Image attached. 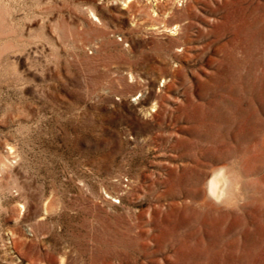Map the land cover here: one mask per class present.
<instances>
[{
	"label": "rangeland",
	"instance_id": "374dc122",
	"mask_svg": "<svg viewBox=\"0 0 264 264\" xmlns=\"http://www.w3.org/2000/svg\"><path fill=\"white\" fill-rule=\"evenodd\" d=\"M255 19L264 0H0V264H191L221 167L256 240Z\"/></svg>",
	"mask_w": 264,
	"mask_h": 264
},
{
	"label": "bare ground",
	"instance_id": "6f19581e",
	"mask_svg": "<svg viewBox=\"0 0 264 264\" xmlns=\"http://www.w3.org/2000/svg\"><path fill=\"white\" fill-rule=\"evenodd\" d=\"M236 4L233 6L235 7ZM237 7V6H236ZM235 7V8H236ZM245 6L243 7V9ZM247 9V8H246ZM259 9V8H258ZM232 10V9H231ZM235 10V9H234ZM233 10V11H234ZM236 11V10H235ZM256 11V10H255ZM239 12V11H238ZM240 13V12H239ZM256 14V13H255ZM240 16V15H239ZM246 17V16H245ZM230 18V17H229ZM231 20V19H230ZM242 21V20H241ZM245 21V20H244ZM264 21V20H263ZM249 23L246 26L248 32L247 39L250 41L249 45L245 38L237 40L235 47H242L245 57H253L255 52L264 51V24L260 20L245 21ZM236 23V22H235ZM228 24V23H227ZM234 24V23H233ZM245 24V23H244ZM230 25V24H228ZM247 25V24H246ZM242 26V25H241ZM236 29V28H235ZM240 30V29H239ZM235 31V30H234ZM236 34V33H235ZM233 46V44H232ZM242 51V52H243ZM258 53V54H259ZM243 54V53H242ZM256 54V55H258ZM253 55V56H252ZM261 55V54H260ZM242 56V55H241ZM240 56V57H241ZM264 56V55H263ZM231 57H235L234 54ZM255 57V56H254ZM259 58V57H258ZM257 58V59H258ZM235 59V58H234ZM232 60V59H231ZM237 60V59H235ZM243 60V59H242ZM231 62V61H230ZM254 62V61H253ZM227 64V63H226ZM231 64V63H230ZM235 67H241L242 63L235 62ZM259 67V66H258ZM234 68V67H233ZM253 68V67H252ZM251 68V69H252ZM241 69V68H240ZM260 69V68H259ZM249 70V69H248ZM226 71V70H225ZM223 72V71H222ZM242 72V71H239ZM250 72V71H249ZM253 73V72H252ZM225 74V73H224ZM237 74V73H236ZM264 74V73H263ZM240 75V73H239ZM238 76V75H237ZM261 76V75H260ZM253 77V76H251ZM255 77V76H254ZM230 78V77H228ZM239 78V77H238ZM263 79V78H262ZM252 80V79H251ZM235 81V80H234ZM250 81V80H249ZM255 81V80H254ZM251 82V81H250ZM243 83V82H242ZM226 84V83H225ZM236 85V84H235ZM242 85V84H241ZM263 86V85H262ZM237 87V86H236ZM257 87V86H256ZM242 88V87H241ZM259 89V88H258ZM233 90V89H232ZM261 90V89H260ZM237 91V90H236ZM253 92V91H252ZM260 92V91H259ZM248 93V92H247ZM256 93V92H255ZM235 94V93H234ZM249 94V93H248ZM253 94V93H252ZM244 95V94H243ZM250 95V94H249ZM230 96V95H229ZM253 96V95H252ZM227 97V96H226ZM232 97V96H231ZM248 97V96H247ZM253 98V97H252ZM241 99V98H240ZM225 100V98H224ZM223 102V101H222ZM215 103V102H214ZM237 103V102H236ZM250 103V101H249ZM229 105V104H228ZM233 106V105H232ZM229 107V106H228ZM226 107V108H228ZM246 108V107H245ZM249 108V107H248ZM257 108V107H256ZM227 110V109H226ZM236 110V109H235ZM250 111V110H249ZM252 111V110H251ZM235 112V111H234ZM246 112V110H245ZM238 113V112H237ZM251 113V112H250ZM235 114V113H234ZM244 115V114H242ZM228 117V116H227ZM218 118V117H217ZM236 119V118H235ZM222 120V119H221ZM231 120V119H230ZM259 120V119H258ZM221 122V121H220ZM243 122V121H242ZM239 123V122H238ZM222 124V122H221ZM223 125V124H222ZM239 125V124H238ZM252 125V124H251ZM259 125V124H258ZM256 125V126H258ZM233 126V125H232ZM245 126V125H244ZM243 126V127H244ZM221 127V126H220ZM251 127V126H250ZM249 127V128H250ZM260 127V126H259ZM219 128V127H217ZM223 129V128H222ZM234 129V128H233ZM248 129V128H247ZM254 129V128H253ZM261 129V128H260ZM219 130V129H218ZM243 130V129H242ZM249 131V130H248ZM257 131V130H256ZM261 131V130H260ZM210 132V131H209ZM230 132V131H229ZM258 133V132H257ZM241 134V133H240ZM243 134V133H242ZM241 134V135H242ZM208 135V134H207ZM213 136V135H212ZM218 136V135H217ZM225 136V135H224ZM234 136V135H233ZM245 136V135H244ZM208 137V136H207ZM206 137V138H207ZM210 137V135H209ZM246 137V136H245ZM249 137V136H248ZM216 138V137H215ZM223 138V137H222ZM244 138V137H243ZM254 138V137H253ZM217 139V138H216ZM256 139V138H255ZM236 140V139H235ZM249 140V139H248ZM226 141V139H225ZM258 141V140H257ZM220 142V141H219ZM254 142V141H253ZM222 143V142H221ZM224 143V142H223ZM215 144V143H214ZM256 144V143H254ZM213 145V144H212ZM227 145V144H225ZM234 145V144H233ZM252 145V143L250 144ZM259 145V144H258ZM230 146V145H229ZM236 146V145H235ZM242 146V145H241ZM244 146V145H243ZM223 147V146H222ZM252 147V146H251ZM261 147V146H260ZM235 148V147H234ZM240 148V147H239ZM246 148V147H245ZM250 148V147H249ZM257 148V147H256ZM262 148V147H261ZM260 148V149H261ZM233 149V148H232ZM230 150V149H229ZM235 151V150H234ZM238 151V150H237ZM259 151V150H258ZM226 152V151H225ZM249 152V150H248ZM251 152V151H250ZM255 152V151H253ZM234 153V152H233ZM258 153V152H257ZM212 154V153H211ZM217 154V153H216ZM221 154V153H220ZM238 154V152H237ZM241 154V153H240ZM245 154V149H244ZM259 154V153H258ZM263 154V153H262ZM261 154V155H262ZM222 155V154H221ZM247 155V154H246ZM260 155V156H261ZM264 155V154H263ZM238 156V155H237ZM242 156V155H241ZM249 156V154H248ZM251 156V155H250ZM257 156V155H256ZM259 156V157H260ZM251 158V157H250ZM257 158V157H256ZM262 158V157H261ZM240 159V158H239ZM248 159V158H246ZM245 159V161H246ZM258 159V158H257ZM260 159V158H259ZM244 160V159H243ZM248 161V160H247ZM236 162V161H235ZM241 162V161H240ZM256 162H254L255 164ZM248 164V162H247ZM253 165V164H252ZM247 166V165H246ZM251 166V164H250ZM249 166V168H250ZM229 167V166H228ZM232 167V166H231ZM254 168V166H252ZM233 168V167H232ZM235 171V170H234ZM242 175V174H241ZM240 175V176H241ZM264 177V175H263ZM237 177L234 173L226 167H221L213 171L211 177L206 182V193L202 199L200 206L205 209V214H200L198 219L203 220V223L210 226L211 238L210 242L205 240H198L196 249L198 254H194L195 264H264V225L259 224V234L255 240L249 237L242 240L237 233L239 230L243 231L246 237V220H243L235 213L237 188ZM257 181V180H256ZM238 182H240L238 180ZM205 186V185H204ZM236 191V192H234ZM256 201V200H255ZM188 202V201H187ZM263 202V201H261ZM258 203V202H257ZM256 204V203H255ZM259 204V203H258ZM264 204V203H263ZM238 205V204H237ZM254 205V204H253ZM262 206V204H260ZM264 207V206H263ZM191 209V208H190ZM188 209V211L190 210ZM245 209V208H244ZM254 209V208H253ZM195 210V209H194ZM261 210V209H260ZM264 211V210H263ZM187 212V211H185ZM194 212V211H193ZM192 212V213H193ZM261 212V211H260ZM173 213V212H172ZM189 213V212H188ZM256 213V212H255ZM196 214V212H195ZM199 214V213H198ZM241 214V213H240ZM187 215V214H186ZM244 215V214H243ZM260 215V214H259ZM248 216V215H246ZM263 216V214L261 215ZM190 217V215H189ZM194 217V216H193ZM251 218V217H250ZM255 218V217H254ZM256 219V218H255ZM261 219V218H260ZM183 220V219H182ZM194 221V220H193ZM253 221V220H252ZM187 223H189L187 221ZM193 223V222H192ZM201 224L203 228L205 224ZM255 223V222H254ZM190 224V223H189ZM194 224V223H193ZM256 225V224H255ZM258 225V224H257ZM176 226V225H175ZM192 227V226H190ZM256 228V227H255ZM204 230V229H203ZM204 234V233H203ZM242 234V233H241ZM205 236V235H204ZM205 239V238H204ZM197 241V240H196ZM195 242V241H194ZM194 242L192 244H194ZM191 243V242H190ZM184 244V243H183ZM187 244V243H186ZM189 246L188 244L186 245ZM192 250V248H191ZM194 253V251H193ZM112 255V254H111ZM121 258V257H120ZM137 258V257H136ZM200 258L202 262L199 261ZM183 259V258H182ZM186 260V259H185ZM192 261V262H193ZM191 262V264H192ZM182 263V262H181Z\"/></svg>",
	"mask_w": 264,
	"mask_h": 264
}]
</instances>
